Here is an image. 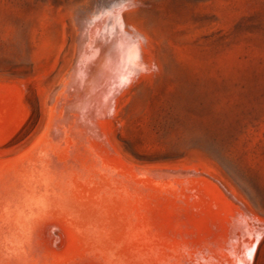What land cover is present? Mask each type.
<instances>
[{"label": "rangeland", "instance_id": "374dc122", "mask_svg": "<svg viewBox=\"0 0 264 264\" xmlns=\"http://www.w3.org/2000/svg\"><path fill=\"white\" fill-rule=\"evenodd\" d=\"M96 3L107 4L106 0H0V164L21 163L43 140L49 116L54 109V113L57 112L60 85L64 79H70L68 73L77 61L74 49L77 19L90 14ZM125 18L131 28L146 37V65L140 71L142 74H137L129 82H122L111 90L113 93L109 91L102 108V112L105 111L97 113L93 118L95 121H88L94 128L101 127V130L95 129L101 136L97 135L98 132L94 136L89 129L86 133L97 136L101 142L94 138L95 142L92 135V139L88 136L90 142L98 144V151L123 174L124 182L132 180V190L138 192L133 195L135 199L131 198L135 203L129 198L126 201L120 199L119 202H126L128 206L119 203V208L126 209L123 211L117 207L121 212L116 210V213L119 216L126 214L127 221L128 214L137 216H133L134 224L133 218H129L132 225L129 221L128 226L127 221H119V225L123 223L120 228L116 222L114 226L118 227H113L112 242L124 252L126 259L135 257L136 261L132 260L135 264H188L191 260L193 264H264V0H133ZM82 107L81 115L87 112L86 106ZM71 112L76 114L79 111ZM97 120H102L99 123L102 126L96 124ZM110 155L115 157H112L114 162L108 157ZM134 167H140V170ZM190 181L192 184L187 183ZM220 191L223 194L218 200ZM217 201L220 206L213 205L217 206L214 207L215 214L209 203L216 204ZM127 202L134 204L131 207ZM194 202L196 208L201 206L203 211L208 205L212 206L208 208L216 215L212 217L214 222L207 219L213 215L211 210L205 211L204 214L210 213L207 217L200 208L195 210ZM137 205L144 210H139L141 207ZM184 206L188 209L185 212ZM128 207L137 213H127L131 211L127 210ZM241 209L244 210L242 213ZM189 210L192 214L197 210L202 212L198 211L196 217L193 214L196 220ZM229 214L230 217L235 214L236 218L230 219ZM243 214L245 218L248 214V221L244 223L247 230H243V222L247 220H242ZM181 215L191 218L188 225ZM200 217L209 222L204 218L206 225H203ZM60 219L65 221L64 218L47 220L46 226L51 222L49 225L59 229L54 230L51 226L49 232L50 226L45 230L43 224L41 233L45 234L40 237L46 238L44 241L39 238L42 244L51 247L56 262L80 264L85 260L86 263L81 264H98L102 259L97 258L98 261L93 257V260L89 246L81 240H70L64 230L66 221ZM223 220L224 224L225 220L229 224H225V228ZM139 222L145 224V229ZM164 223L172 226L166 227ZM137 225L144 230L136 228ZM129 227L132 233L135 230L133 235L124 229L130 230ZM222 227L224 230L220 232ZM188 228L192 230L189 232ZM218 229H221L219 233ZM225 229H231L225 232L228 235L224 234ZM124 231L130 233L131 238L127 237L129 234L124 237ZM211 232L214 233L210 235ZM51 233L56 237L53 238ZM215 233L218 235L214 236ZM220 234L225 235L230 249L219 239L223 238ZM196 235L205 238L198 236L197 240ZM187 236L192 237L191 242ZM121 237L126 238L125 241L134 237L135 240H131L133 245L129 243L131 246H128L129 239L125 242ZM231 238L235 239L234 242ZM134 245L137 251L131 256L129 252ZM196 247L198 250H190ZM220 247L226 249L221 248L220 253ZM53 248L62 253L56 254ZM235 248L238 249L237 255L234 254ZM204 249L210 250L206 252ZM148 250L149 258L145 255ZM231 250L234 253L229 252ZM138 252L141 257H136ZM193 256L195 260L191 259ZM226 256L228 260L222 262ZM70 259L81 261L77 263ZM196 260L202 262L196 263ZM100 264L106 263L102 261Z\"/></svg>", "mask_w": 264, "mask_h": 264}, {"label": "bare ground", "instance_id": "6f19581e", "mask_svg": "<svg viewBox=\"0 0 264 264\" xmlns=\"http://www.w3.org/2000/svg\"><path fill=\"white\" fill-rule=\"evenodd\" d=\"M95 1H97V0H95ZM132 1L131 0H106V2H107L106 6L104 4H102L103 2L99 3V4L96 3L95 5H93L91 7V13L90 14H86L84 16L82 15L83 16L82 18L77 19V27L78 28H77V36L75 38L76 39V45L74 48L75 54L78 55L77 61L74 64V66L72 67L71 71L68 73V76H70L69 77L70 79H64V81L60 85V88L57 92V94H58L57 112L54 113L55 109L53 108L54 111L49 116L47 127H46V130L44 132L43 140L39 143L38 147L28 156L29 158L24 159V161H22L21 163H18V164L17 163H11V164L6 165V166H4L5 164H0V168H1V170H0V264H60V262L59 263L56 262V259L54 258L55 257L54 253L51 252V247L49 249L48 247H46V245H44L40 242V239H43V241H44V238H46V237L41 238L45 234V233L44 234L41 233V231L44 229V226H45V230L47 229V227L49 228V226H50V228L47 229L48 231L52 227L54 229V226L49 225L51 222L48 224V226L45 225L49 222L47 220H49V219L51 220L53 218L54 219L57 218V220H59V218L65 219L66 227L64 228V230L66 229L65 231L67 232L66 234H68L67 236L69 237V239L70 240L78 239V240H81L82 242H84L85 245H88L90 248V251L89 250L88 251H89V253H91L92 258L95 257L96 260H98L97 258L102 259L101 261L98 260L99 263L96 261L98 264H100V262L102 263V261H103V263L105 262L106 264H135L133 262L135 260L134 259L135 257H133V259H132L130 256L127 255L128 258L130 257V259H131L130 260L127 258L128 259L127 260L126 256L124 257V255H125L124 252L119 251L116 248L117 245L115 244V242H112V240H113L112 231H113V227H118V226H114L116 224V222L118 223L119 221H127L126 217H124L126 214L123 216H119L117 214L118 212L116 211V210H119L121 208H123V211H125L124 209H126V208H124L126 206L123 205L124 202L123 203L119 202L120 199L123 198L124 200L125 199L127 200L129 198L130 200H133V199H135L133 195H135V194L137 195L138 192L136 191V193H135L132 190L133 189L132 180L126 178L127 181L124 182V177H121L123 174L121 175L115 169V167L113 165H111V163L108 161L109 158L105 159L104 158L105 155L103 153H101V151H98L100 148L98 146H96L98 144H96L95 142L99 139L96 138L97 136L96 137H94V136L96 135L95 132H98V131H95V129L97 130V128H99L101 130V127L94 128L95 126H92L91 122H90L91 125L88 124L89 120H91V119L94 121L96 120L93 118H95L97 113H99V112L103 113L105 111L104 110L102 112V108H103V104L105 103L104 100H105L108 92L111 90H114L113 88H115L119 85H122V82H129L134 76L141 73L142 72L141 70L146 65L145 56H144L145 49H146V37H145V35L142 34L141 31H138L134 28H131L129 26L128 22L126 21V18H125V13L132 6ZM89 8H90V6H89ZM83 12H84V10H83ZM87 12H89V11H87ZM79 15L80 14H78V16ZM111 92L113 93V91H111ZM83 105L86 106L87 112L86 113L83 112L84 114L81 115L80 110H81V108H83L82 107ZM104 106H105V104H104ZM71 110H74V111L77 110L79 112H77V113L75 112L76 114H73L71 112ZM82 111H83V109H82ZM99 120H97L98 123H96V124H98V126H102V125H100L102 123V120L100 121L101 123L99 122ZM79 126H80V128H79ZM81 126H84V128H81ZM87 129H89L88 132L91 131V133H93L94 136L92 134L91 135H92L93 139L94 138L96 139V141L94 139V141H95L94 143L92 140L90 142V139H92V138H91V135L86 134ZM102 132L104 133V130ZM98 134L100 135V132H98L97 135ZM88 136H90V139ZM103 141H104V138H103ZM98 142H101V141L99 140ZM104 143H105V141H104ZM108 157H111V155ZM112 157H114V156H112ZM112 157H111V160H113L112 162H114L115 157L114 158H112ZM119 158H121V157H119ZM118 164H121V163H118ZM122 167L125 168L126 166H122ZM134 168H136V167H134ZM136 170H140V167H139V169L136 168ZM121 171H122V169H121ZM151 172H153V171H151ZM159 172H157V173H159ZM161 172H163V171H161ZM165 175H166V173H165ZM137 176H139V174ZM157 176H158V174H157ZM157 176H155V178ZM177 176H179V175H177ZM169 177H170V175H169ZM179 177H182V175ZM190 177L193 178L194 176H190ZM187 183H191V181L187 182ZM210 183H213V182H210ZM216 189L219 190V188L217 186H216ZM198 191H196L197 192L196 195L198 194ZM187 192H189V191H187ZM220 193H221V191H220ZM189 194H190V192H189ZM222 194L223 193L220 194L221 196H219L218 200H220V197H222ZM193 195H195V194H193ZM176 196H177V194H176ZM200 196L203 197V195H200ZM132 197H133V199H131ZM194 197H196V196H194ZM199 197L195 198V199H199ZM207 198H208V196H207ZM213 198L215 199V197H213ZM225 198L226 197H224L223 199H225ZM177 199H178V197H177ZM223 199H221V200H223ZM204 200H208V199L204 198ZM136 201L139 202L140 200L137 199ZM132 202H134V200ZM138 202H137V204H138ZM191 202L193 205V201H191ZM212 202H213V200H212ZM119 203H122V205L124 207H121V205H120L121 208H119L118 207ZM127 203H129V205L132 207V205L135 202L133 204H130V202H127ZM217 203H218V201L216 202V204L215 203H209V204H212V206L213 205H219ZM219 203H220V201H219ZM187 204H189V203H187ZM125 205H127V204H125ZM140 205H142V204H140ZM194 205H195V202H194ZM137 206L141 207L139 205H137ZM198 206H200V205H198ZM212 206L208 205L207 208H205L204 210L209 211V212L211 210L210 213H212L213 212L212 209H214V212L216 214L217 211H215L216 210L215 208L217 206L216 207L215 206L212 207ZM221 206H223V205H221ZM231 206L233 207V204H231ZM117 207L119 209H117ZM208 207H212V209H210ZM225 207H227L225 209H229L228 208L229 206H225ZM234 207H238V206H234ZM185 208L186 207L184 206V209ZM194 208H195V210L199 209V208H196V205ZM130 209H131V211H128L127 213L135 212V211H133V210H135L134 208L133 209L129 208L127 210H130ZM138 209L144 210V209H142V207L138 208ZM193 209H191V210L193 211ZM200 209L202 210V208H200ZM208 209H210V210H208ZM121 210H119V213L121 212ZM187 210L188 209L186 208L184 210V212ZM191 210H189V211H191ZM217 210H219V209L217 208ZM229 210H232V209H229ZM241 210H240V212L242 213L244 210H242V211ZM192 211H191V214H192ZM198 211L199 210H197V213H198ZM200 211H199V213H200ZM205 211H203V215L207 216V213H209V212L204 214ZM235 211L236 210H234L233 213H236ZM139 212H142V211H139ZM135 213H137V212H135ZM195 213H196V211H195ZM233 213H230V214H233ZM193 214L191 215L192 217H194L196 215V214H194V216H193ZM212 214H211L212 216L210 219H209L210 216L209 215H208L209 217L207 216L208 220H211L213 216L216 217V215L214 213H212ZM230 214L228 216L230 219L233 218V216L234 217L236 216L234 214L232 217H230ZM128 215H129L127 217L128 221H129V218L130 219L133 218L132 221L134 224L135 219L133 216H137V215H135L134 213H133L132 217L130 216V214H128ZM149 215H151V213ZM139 216H138V218H139ZM177 216H180L179 213L177 214ZM182 216L183 215H181V219H183ZM197 216H199V215L197 214ZM200 216H202V215H200ZM246 216L248 217V214ZM187 217L189 218L188 215L186 217H184V218H186L187 221L186 220L184 221V219H183V221L185 223L187 222V225H188V222H190L191 218H189V220H188ZM243 217H244V218H242L243 221L245 219H247L244 222L242 221L243 225L245 226L246 224H244V223L246 221H248V218L247 217L245 218V215ZM140 218H139V221H142V219L140 220ZM142 218H144V216ZM229 218H228V222H229ZM251 218H252V216H251ZM145 219H147V216H145ZM195 219L197 220V218H195ZM198 219H199V217H198ZM200 219H201V217H200ZM203 219H201L202 223H203V221L207 220L206 218H205V220H203ZM60 220H63V219H60ZM136 220H137V218H136ZM212 220L214 222V218ZM226 220H227V218H226ZM226 220H225V224L229 225L228 223H226L227 222ZM128 221H127L126 225L128 226L129 222H130V225H132L131 224L132 221H129V222ZM137 221H136V223H138ZM54 222H56V221H54ZM54 222L52 221V223H54ZM144 222H145V220H144ZM213 222H211L212 226H213ZM215 222L217 223L216 218H215ZM63 223H61V226ZM140 223L141 222H139V225H141V227H143V225H145V224L142 225ZM197 223H199V222L197 221ZM43 224H44V226H43ZM121 224H123V223H121ZM166 224H167V222H166ZM166 224L164 223V225H166ZM223 224H224V220H223ZM223 224H221V225H223ZM225 224H224V228H225ZM118 225H119V223H118ZM203 225H206V222H204ZM207 225H209V224H207ZM211 225H210V227L212 228ZM214 225H216V224L214 223ZM221 225H219V227H221ZM231 225H232V223H231ZM121 226H120V228H121ZM127 226H125V227H127ZM169 226H172V225H169ZM169 226L166 225V227H169ZM242 226L240 228L241 230H242V228H244V226L243 227ZM135 227L136 226H134V228ZM141 227L139 228L137 225L136 228H139V229L144 228L145 229V226L143 228H141ZM173 227H176V226L173 225ZM187 227H189V226H187ZM191 227H193L192 223H191ZM204 227H205L204 229L209 230L208 228H206V226H204ZM57 228H55V229H57ZM130 228L131 227H129V229ZM201 228L202 227H200V229ZM224 228L220 232H223ZM226 228L229 229V226L228 227L226 226ZM231 228H232V226H231ZM245 228H246V226H245ZM245 228L243 230H247L248 227L246 229ZM124 229L126 232L131 231L130 233L132 235L135 232V230L133 229L134 232L132 233V230H131L132 228L130 230H128V229L126 230V228H124ZM196 229H198V228H196ZM200 229H198V231ZM176 230H177V228H176ZM188 230L190 232V230H192V229L188 228ZM206 230H205V232H206ZM212 230H214V229H212ZM219 230H221V229H218L217 233H219ZM50 231H52V230H50ZM125 231L123 234V235H125L124 237H126V234H129V235H127V237L128 236L130 237L131 234L125 233ZM169 231H171V230H169ZM226 231H228V230L225 229L224 234ZM138 232H139V230L136 231V234ZM140 232H142V231L140 230ZM228 232L226 233L227 235L229 234ZM243 232H245V231H243ZM174 233H175V231H173V234ZM188 233L186 235H189ZM213 233L214 232H211L210 235H212ZM217 233H215L214 236ZM41 234H42V236H41ZM224 234L223 235L220 234V235H222L220 237H223L226 235V234L225 235ZM179 235H181V234L179 233ZM199 235H196V239ZM204 235H205V233H204ZM207 235H209V234H207ZM51 236H53V234ZM166 236L167 237L169 236L168 233ZM55 237H56V235H55ZM55 237L53 236V238H55ZM137 237H138V235H137ZM140 237H141V235H140ZM180 237H179V239H180ZM183 237H184V235H183ZM199 237L202 238V236H199ZM207 237L209 238V236H207ZM244 237H246V236L244 235ZM126 238H124V239H126ZM174 238H176V240H177V236ZM188 238H189L188 242L189 241L191 242L190 239L192 237H188ZM203 238H205V237H203ZM214 238H217V236ZM214 238H213V240H215ZM240 238H238V239H240ZM246 238L249 239L248 236ZM179 239H178V241H179ZM202 239H200V240L202 241ZM219 239H221V241L223 243L226 241L224 237L219 238ZM46 240L49 241L50 239L47 238ZM123 240H121V241H123ZM127 240L126 241L124 240V241L127 242ZM131 240L132 239H129L130 242L128 241L127 245L129 243H131ZM133 240H135L134 237H133ZM232 240L234 242L235 239L233 238ZM121 241L119 240V242H121ZM211 241H212V239H211ZM221 241H219V242H221ZM240 241H242V240H240ZM215 242H217V241H215ZM72 243H74V242H72ZM72 243H71V246L74 245ZM75 243H76V240H75ZM112 243L115 244V246ZM181 243L184 244V242H181ZM193 243H194V240H192V244ZM203 243H204V241H203ZM227 243L228 242H225V245H224L225 247H227L226 246ZM240 243L238 244V246L240 245ZM53 244H54V242H53ZM53 244H52V246H54ZM183 244H181V246ZM219 244L221 246H223L221 243H219ZM47 245H50V244H47ZM81 245H80V247H81ZM119 245H121V243ZM178 245H180V242ZM227 245L230 249V245L229 244H227ZM244 245H245V243H244ZM173 246H174V244H173ZM216 246L217 245H215V247ZM185 247H187V246H185ZM188 247H191V246L189 245ZM225 247L224 248L220 247L219 252L221 253V251H220L221 248L226 249ZM73 248H75V246H73ZM130 248L131 247H129L128 249H130ZM150 248H151V246H150ZM201 248L207 249L206 247H203V246ZM232 248H233V246H231V249ZM237 248L240 249L239 247H237ZM237 248L234 249L235 253L232 250L229 252L236 254V251L238 250ZM65 249H67V248H65ZM141 249H142V247H141ZM147 249H148V247H147ZM184 249H182V250H184ZM195 249H197V247L194 248V250L193 249H190V250H192L194 252ZM58 250H59V248H58ZM130 250H132V251L134 250L133 252L132 251L129 252V250H128L130 255L134 256L135 251H137V250H135V245H134V249H130ZM146 250H144V251H146ZM199 250H201V249H199ZM209 250H207V251H209ZM215 250H216V248H215ZM53 251L55 252V249ZM138 251L140 252L139 249H138ZM188 251H189V249H188ZM188 251H187V254L189 253ZM59 252H55V253L57 254ZM65 252H67V250ZM85 252H87V251H84V253ZM128 252H125V253L127 254ZM139 252L137 253L138 255L136 254V257H139V256L141 257V255H139ZM182 252H181V254H182ZM191 252H190V254H191ZM201 252H202V250H201ZM213 252H214V250H213ZM229 252L227 251V253H229ZM61 253L62 252H60V254ZM148 253H149V250L147 251V253L145 255H147ZM210 253H212V252H210ZM223 253L221 254V256H224ZM142 254H143V252H142ZM155 254H156V252H155ZM167 254H169V252H167ZM187 254H185V255H187ZM83 255L84 254H82V256ZM206 255H208L209 259H211V256L209 253H207ZM213 255H217V254H213ZM225 255H227V254H225ZM77 256L79 257V255H77ZM160 256H161V254H160ZM199 257H200V255H199ZM205 257H207V256H205ZM226 257L224 258V260L222 262H225V259L228 260L229 257H227V258ZM234 257H236V256L234 255ZM95 258H93V260ZM145 258H147V257H145ZM148 258H149V256H148ZM202 258H203V256H202ZM212 258L215 259L216 257L215 258L212 257ZM79 259H82V257H79ZM79 259L75 260V261H78L77 263H79L81 261V260L79 261ZM85 259H86V257H85ZM191 259H194V256ZM232 259H233V257H232ZM59 260H60V258H59ZM72 260L70 259V261H72ZM82 260H84V258ZM90 260H88V261H90ZM139 260L142 261L141 259H139ZM215 260L217 261V259H215ZM75 261H72V262H75ZM88 261H87V263H88ZM140 261H138V262L140 263ZM176 261H177V259H176ZM189 261H190V259H189ZM191 261L188 264H190ZM196 261H195L196 263L202 262L201 260L200 261L196 260ZM68 262H67V264H69ZM72 262H70V263H72ZM84 262H85V260H84ZM84 262H81V263H84ZM144 262H145V260H144ZM193 262L194 261H192L191 264H193ZM163 264H165V263H163ZM203 264H205V263H203ZM218 264H220V263H218Z\"/></svg>", "mask_w": 264, "mask_h": 264}, {"label": "snow or ice", "instance_id": "6c2138e0", "mask_svg": "<svg viewBox=\"0 0 264 264\" xmlns=\"http://www.w3.org/2000/svg\"><path fill=\"white\" fill-rule=\"evenodd\" d=\"M251 255V254H250Z\"/></svg>", "mask_w": 264, "mask_h": 264}]
</instances>
